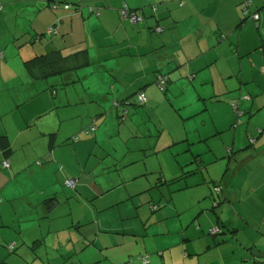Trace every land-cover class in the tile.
I'll return each instance as SVG.
<instances>
[{
    "label": "crops",
    "instance_id": "0c3cea01",
    "mask_svg": "<svg viewBox=\"0 0 264 264\" xmlns=\"http://www.w3.org/2000/svg\"><path fill=\"white\" fill-rule=\"evenodd\" d=\"M0 2V83L28 85L27 91H20L17 96L20 102L11 98L7 118L0 114V136L9 140L7 148L0 142V262L246 264L252 258L254 264H264L259 259L264 256V0ZM246 2H249V15L244 10ZM125 7L136 10L142 19L133 22L126 18ZM255 12L260 15L257 20L253 18ZM13 19V27L8 28V22ZM42 56L47 58L46 65L70 61L63 63V67L75 68L52 69L41 77L51 80L50 88H40L41 79L28 71L27 63ZM39 66L38 61L33 62L36 75L42 73ZM162 75L167 79L160 85ZM140 92L147 94L146 103L152 107L156 98L178 99L174 107L182 117L188 114L185 120L201 116L203 122L192 127L184 124L182 138L166 134L162 146L159 138L167 130L162 123V126L154 123L156 130L160 129L157 140H145L142 135V146L135 150L140 154L132 156L126 165L130 181L137 180L133 183L140 185L138 190H152L159 182H169L181 175L185 178L199 171L204 173L207 165L196 147L205 141L216 160L225 158L218 157L223 148L229 161L234 157L243 164H253L244 174L241 170L233 173L229 181L225 174L222 182L214 186L234 190L228 199L234 196L241 203L244 191L250 197L259 196L258 203L254 200L251 203L262 210L260 221L239 212L244 220L235 222L231 229L226 219L218 217L214 221L217 226L213 227H228L229 236L224 230L213 235L205 232L204 223L201 227L186 229L181 218L177 232L181 231L182 236L176 237L163 218L152 222L157 224L152 236L149 230L135 235L124 226L123 229H101L103 221L98 212L104 205L98 204L104 193L123 185L119 181L121 177L106 189L98 181L104 159H93L95 148L89 151V147L92 142L93 147H98L97 132L101 128L99 123L97 127L93 124L99 117L89 123L86 119L76 123L75 119L87 113V108L92 109L91 113L103 115L109 104L112 109L123 106L116 100L126 101L129 94ZM124 93H128L126 99ZM108 96L115 103L100 101L108 100ZM234 101L237 106L233 105ZM95 130V135L90 136ZM195 132L200 134V139L192 137ZM219 137L223 138L221 142H210ZM72 146L73 151L69 149ZM132 148L127 150L131 152ZM167 148L175 150L173 154L178 158L183 153L188 155L177 160L179 175L169 181L165 175L166 160L160 153ZM87 151L90 153L85 159ZM116 151L118 147H114ZM6 159L9 167L2 165ZM151 159L155 162L160 159L162 166L151 163ZM115 160L111 166L118 170ZM192 162L196 166L188 167ZM190 169L194 170L187 172ZM152 173L160 177L152 178ZM238 174H242V183L232 180ZM21 179L25 182L20 184ZM68 179L76 180V188L67 185ZM136 192L132 197L141 191ZM149 196L148 201L154 202L153 193ZM72 197L74 204L70 203ZM66 202L70 203L67 210L77 211V215H73L70 225L61 226L60 222L64 221L54 217L53 212ZM149 220L145 222L148 226ZM72 226L77 228L76 234L71 232ZM66 229L71 234L64 235ZM235 232L245 237L238 238ZM130 235H135V239ZM140 236L145 238L144 246L140 245ZM148 238L151 241L146 245ZM135 242L138 251H134ZM12 243L15 244L13 251L9 248ZM127 246L131 251H126ZM133 252L137 256L141 253L135 262L130 258ZM69 257L71 260L67 263Z\"/></svg>",
    "mask_w": 264,
    "mask_h": 264
},
{
    "label": "rangeland",
    "instance_id": "374dc122",
    "mask_svg": "<svg viewBox=\"0 0 264 264\" xmlns=\"http://www.w3.org/2000/svg\"><path fill=\"white\" fill-rule=\"evenodd\" d=\"M13 25H14V19L8 22V28L13 27ZM13 67L17 71L19 70L18 66H13ZM81 72H84V70ZM20 83H16V82L6 83L7 84L6 86L4 83H0V114L4 115L5 119L7 118V115L10 114V112L6 113V109L10 105L9 102L12 99H16L15 100L16 103L20 102L21 99L17 97L18 94L20 93V91L21 92H25V90L27 91L28 85L27 84L22 85ZM50 84H52L51 80L50 81L46 79L39 80L40 88L42 87L45 89L50 88ZM152 85L158 86L157 83L156 84L153 83ZM58 86L59 88H61V85L58 84ZM70 87L73 88L74 85ZM76 87L80 88L78 85H76ZM98 87L99 86H97V89ZM8 88L10 89V91L6 92V89ZM157 88H159V86ZM93 89H95V87ZM99 89H101V87ZM49 91L50 90H47L46 92ZM147 93L150 92L148 91ZM162 94L164 95V92H162ZM124 95L126 99L128 93L126 94L124 93ZM137 96L138 93H134L131 95L129 94L128 95L129 100H126L128 101L126 104H124L122 99L116 100L120 102V105L125 106V107L118 106L119 108H122V110H120L118 107L115 106L112 109V105L109 104L108 106L109 109H107V112L103 115L98 116L96 113H91L92 110L91 108L90 109L87 108V113L81 114L80 116H77L75 119L76 123L77 121L83 123L84 121L83 119H86L87 122L89 123L91 121L93 122V120L96 117H99V119L93 124L94 126L97 127L99 123L100 124L99 128H101V130H99V128L97 129L99 130L97 132L98 147L97 148L93 147L95 146V143L93 145V142L91 143L90 147L88 146L89 151L92 150V148L93 149L95 148L93 150V159L95 158H97V160L104 159V163L102 166L103 170L100 173V178L98 179V181L102 183V185H104V189H106V187L118 183L115 181H117V178L121 177L119 181H121L122 183L121 185H123V188L120 187V189L109 190L106 193H104V196L102 197L103 202L101 201L98 204L99 207L101 205H104L103 210H100V212H98L100 219L103 221L101 226L99 225L101 229H112V230L118 228L123 229L124 226L129 232H132L135 235L137 234L142 235L145 231L149 230L150 236H152L154 230L157 228L156 227L157 224L152 222L159 221L161 218H163L165 221L166 220L168 221L170 225L169 227L172 230V236L176 237V236H182L181 231L177 232L180 228L179 225L177 224L180 222V218L183 219L184 227L186 229H191L192 226L193 228L194 226L201 227L204 223L205 232H209L210 234H212L209 231L210 227L217 226V224H214L215 223L214 221H217L218 217L222 218L223 220L226 219L227 222L230 224V228L235 225V222L240 223L241 221L244 220L243 218H241L240 213L244 215L246 214L249 218L251 217L255 221H260L263 218L262 210L255 208V206L251 203V200H254L255 203H258L260 200L259 196L257 197L256 195L253 194L254 197H250L244 191V196L241 198L243 203H241L239 199L236 200L234 196L228 199V195H231L234 190H213L214 184L221 183L225 174H227L226 179L229 181L231 180L229 178L232 177L233 173H237V171L241 170L242 174H244L245 170L251 169L253 164H249V163L243 164L242 161H237L234 157L231 159V161H229L227 157L228 155L225 156V154H227V150L226 152H224L223 148L221 150V154L218 155V157L220 158L221 156L222 157L224 156L225 158L216 160L213 158V156H211L206 143H203L205 141H202L200 144H197L198 146L196 147V150L202 153V157L204 158L205 164L207 165V168L205 166L207 170H205L204 173L199 171L197 175H189V177H187L188 175H186V177L183 179L169 181L174 175H179L176 173L177 172L176 170L179 165L178 162L180 160L179 158L182 157L185 158L184 155H186V157H188V155L186 153H183L180 154L178 158L173 154L175 150H170V148H167L161 150L160 153L163 154L166 160L165 163L168 172L165 175H167L166 178L168 179L169 182L167 184L163 182L162 183L159 182V186H156L152 190H138L139 189L138 186L140 185L133 183L136 182L137 180L135 181L133 180V182L130 181L131 175L129 174L128 166L126 165L129 162L128 160L131 159L132 156H138L140 154L139 151H135V150L138 149V147L142 146L141 144L142 142L141 140H143L141 139L142 135L145 136L143 137L145 138V140H151L152 142L154 140H157L160 133V129H158L157 131L156 125L158 124L157 126L159 125L162 126L161 125L162 123L164 126L167 127V130H165L162 136L159 138L161 141L160 146H162L166 134L170 133L173 135H178V138H182L183 134L181 133V131L184 128V124L192 127L193 125L200 124L203 121L201 122L202 119L201 116H195V120L193 119L194 121L190 119L185 120L188 114L184 113L183 114L184 118H183L179 113V111L174 107V102L178 104V99L174 100L173 98L170 97L167 98L166 96H165L166 98L163 99L156 98L154 101V107H152V104L148 102L146 103V105L139 103ZM100 101L104 103L105 102L115 103V100L113 98H110L109 96H108V100L105 101V99H101ZM10 110L11 109H9V111ZM120 114H122V116H120ZM154 123L157 124L155 125ZM65 127L66 124L64 128ZM205 128L207 127L205 126ZM168 129H170L171 131L170 130L168 131ZM95 133L96 130L92 132L90 136H94ZM154 135H156V137H154ZM192 137H194V139H200V134L197 135V133L195 132L192 134ZM222 139L221 137H219L218 139L217 138L210 139V142L212 141L215 142L216 140H220L221 142ZM114 147H118L119 151L114 152ZM127 147H133L132 151L129 152L127 150ZM69 149L73 151L74 146L70 147ZM175 149L180 150L179 147H175ZM183 149L184 147L181 148V150ZM89 153L90 152L87 153L86 155L87 157H84L85 159L88 158ZM122 154H125L124 155L125 157ZM110 157L113 159H111ZM114 160L117 163L115 164V167L118 170H115L114 166L113 167L111 166ZM159 160L160 159H157V161L155 162L154 159H151V163L155 162L156 165L162 166L161 164H159ZM196 164H197L196 162H193L192 165L188 167H191L193 165L196 166ZM106 166H108L109 168L105 169ZM228 167H230V169H228ZM242 174H238L232 180H234L235 183H242L243 182V179L241 178ZM151 176L152 178H154L155 176L160 177L159 174H153V173L151 174ZM127 180H129L130 182H126ZM22 182H25V180L21 179L19 181L20 184ZM187 184H190L191 186H187ZM130 189H134V190H130ZM136 191H141V192L135 195L134 197H132V194L137 193ZM149 191L153 193V196L155 197V200L152 203L148 201L150 198ZM235 191L238 192L240 190H235ZM73 198L74 197H72L70 201V203L72 204H74ZM137 198L139 199L136 201ZM92 201L93 202L90 201L91 204L94 203L95 199ZM70 203L66 202L62 206V208L56 207L57 210L53 212L54 217H59L58 219L60 221H64V222H60L61 226L70 225L72 223L73 215L74 216L77 215V211L71 212L70 210H67L68 205ZM110 205H114V206L108 207ZM86 206L87 205H85V207ZM88 208L89 205L87 206V209ZM87 209L86 211L88 212V214H90L89 212L90 210ZM148 218L150 219L148 221L150 224L149 226L148 224H145ZM77 219L78 216L76 217V220ZM176 224L178 227L176 226ZM201 229H203V227ZM222 230H224L225 231L224 233L226 234L229 233L228 236L230 235L231 230L228 229V227L222 226ZM71 232L73 234H76L77 228L75 226H72ZM71 232H69V230L66 229L64 235H69L71 234ZM236 233L237 232H235L234 234ZM135 235H130V236L133 239H135ZM236 235L238 238L245 237L243 233L241 234L237 233ZM220 236L222 235H219L218 237ZM140 238H141L140 245L144 246L145 238L143 236H140ZM150 241L151 238H148V240L146 241V245H148ZM31 245H33V243ZM128 250L131 251V249L127 246L126 251ZM134 251H138L137 242H135ZM134 253L135 252H133V254ZM87 254L88 253L85 254L86 257ZM140 256L141 253L138 254V256L137 254H134V256L130 258L133 262H135V259L139 258ZM67 259L68 260L66 262L68 263L71 259L70 257ZM259 259H262V261H264V256H260ZM253 261L254 260L251 258V260H248L246 264H254ZM92 262L93 260H91V262L89 263Z\"/></svg>",
    "mask_w": 264,
    "mask_h": 264
},
{
    "label": "trees",
    "instance_id": "16d2710c",
    "mask_svg": "<svg viewBox=\"0 0 264 264\" xmlns=\"http://www.w3.org/2000/svg\"><path fill=\"white\" fill-rule=\"evenodd\" d=\"M255 13H258V12H255ZM250 13H247L246 15H249ZM259 14V13H258ZM139 15V14H138ZM140 17H141V15H139ZM254 18V17H253ZM259 18H260V15H259ZM258 18V19H259ZM141 19H142V17H141ZM141 19H139V20H141ZM255 19V18H254ZM138 20V21H139ZM255 20H257V19H255ZM137 22V21H136ZM42 58V59H41ZM46 60H47V58H46V56H42V57H40V60L38 59H36L35 61L37 62H39L40 63V66H39V72H42L41 74H39V75H36L35 74V72L37 71H35V69H33V62H35V61H30V62H28L27 63V68H28V71L30 72V73H32V75L34 76V77H36V78H40V79H42L41 77H45L46 75H48L49 73H50V71L52 70V69H56V71L57 70H60V71H62V69H66V70H69L70 68L71 69H73V68H75V66L73 67V66H66V67H63V63H69L70 61H61L60 63H55V64H50L51 66H49V65H46ZM87 63H89V62H87ZM42 74H44V75H42ZM162 77H164V78H166L165 76H163L162 75ZM167 79V78H166ZM54 92H55V90H54ZM146 95V94H145ZM147 101V100H146ZM124 102V104H126L127 103V101H123ZM140 103V102H139ZM146 103V102H145ZM145 103H141V104H145ZM236 103V101H234L233 102V105ZM236 106H237V103H236ZM0 142H1V144H2V146H4V148H7L8 147V145H9V140L6 138V136H0ZM7 153V152H6ZM193 163V162H192ZM192 163H191V165H192ZM197 167H201L200 165L198 166L197 165ZM195 169V168H194ZM194 169H190V170H187V172H192ZM185 172V174H187V172H186V170H184ZM184 177H183V175H181V176H179L178 178H175V179H173L172 181H175V180H177V179H183ZM166 184L168 183V182H165ZM76 186V185H75ZM216 187H217V185H215ZM214 186V187H215ZM70 187V186H69ZM215 187V188H216ZM70 188H72V189H74V188H76V187H70ZM215 188H214V190H215ZM222 229L220 228V232H218L217 234H220V233H222ZM10 248V247H9ZM15 248V247H14ZM14 248L13 249H11L12 251L14 250ZM0 264H8L7 263V261H2V262H0ZM129 264V263H128ZM145 264H148V262L146 261V263Z\"/></svg>",
    "mask_w": 264,
    "mask_h": 264
},
{
    "label": "built area",
    "instance_id": "2783aa9c",
    "mask_svg": "<svg viewBox=\"0 0 264 264\" xmlns=\"http://www.w3.org/2000/svg\"><path fill=\"white\" fill-rule=\"evenodd\" d=\"M248 5H249V2H246V7L244 8V10H245V14L249 13ZM1 6H2V4H1V2H0V8H1ZM67 7H68V6H67ZM123 14H124V16H125L126 18L131 19L133 22H136V21H138L139 19H141V17L138 15V13H137L136 10L129 9V8H127V7H125V8L123 9ZM253 17H254L255 19H258V18H259V14H258V13H254V14H253ZM157 30H158V31H162V28H158ZM165 79H166V78H164V77H162V76L159 77L160 85H162L161 83L164 82ZM146 100H147V96L145 95V93H144V92H140V93L138 94V101H139L140 103H145ZM2 165H3L4 167H9V166H10V162H9V160H7V159L4 160V161L2 162ZM66 183H67V185L70 186V187H75V185H76V180H75V179H68V180L66 181ZM215 190H220V188H219V187H216ZM219 231H220V227H212V228H210V232H211L212 234H217ZM9 247H10V249H13V248L15 247V244L12 243V244L9 245Z\"/></svg>",
    "mask_w": 264,
    "mask_h": 264
}]
</instances>
